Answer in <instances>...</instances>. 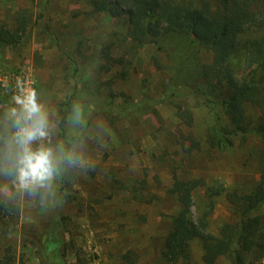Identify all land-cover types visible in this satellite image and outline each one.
<instances>
[{
	"label": "rangeland",
	"instance_id": "1",
	"mask_svg": "<svg viewBox=\"0 0 264 264\" xmlns=\"http://www.w3.org/2000/svg\"><path fill=\"white\" fill-rule=\"evenodd\" d=\"M114 13L93 11L89 0H0V25L28 21L22 43L0 47V202L16 209L9 225L0 223V264H44L38 250L54 222L62 224L65 264H171L160 247L179 210L174 174L200 179L196 214L208 205L209 187L249 189L259 180L257 135L238 133L224 148L207 140L216 116L230 124L221 90L207 85L196 63H210L212 52L201 49L178 72L182 38L135 41L127 15ZM107 47L115 60L103 55ZM33 89L47 136L28 147L51 149L56 162L43 185L22 187L19 139L27 125L16 101ZM258 115L249 106L254 123ZM67 144L70 160L60 164ZM213 198L209 230L217 234L232 209L224 193ZM191 255L189 264H208L200 240L191 241Z\"/></svg>",
	"mask_w": 264,
	"mask_h": 264
},
{
	"label": "trees",
	"instance_id": "2",
	"mask_svg": "<svg viewBox=\"0 0 264 264\" xmlns=\"http://www.w3.org/2000/svg\"><path fill=\"white\" fill-rule=\"evenodd\" d=\"M89 3L96 12L125 13L129 36L135 41L147 37L160 41L173 38L179 44L183 39L184 48L176 66L178 72L195 61L201 49L211 51L210 63L200 64L198 59L196 63L207 85L221 90L223 96L218 104L228 115L230 124H222L216 116L208 131L209 144L231 147L238 133L243 138L253 133L261 140L259 180L249 189L221 187L216 192L209 187L208 205L198 214L194 213L193 206L194 190L201 183L200 179H183L174 174L170 192L177 197L179 210L161 243L163 260L189 264L191 241L198 239L208 264H214L219 258H226L229 264H259L264 259V210H260L264 204V0H89ZM27 26L26 19L11 27L0 25V47L22 43ZM108 48L103 55L115 60ZM240 52L244 69L237 74L233 57ZM5 100L6 96L1 97L2 102ZM66 104L70 105V101ZM249 106L258 109L255 123L248 116ZM67 115L66 108L61 125ZM3 147L0 135V165L4 158ZM69 149L67 144L60 164L70 160ZM55 162L53 160V166ZM222 193L231 205L232 216L214 234L209 230V214L215 204L214 195ZM12 212H16L14 205L0 202V223L9 225L15 217ZM57 224L54 222V227L42 237L38 251L44 264H65L62 224L56 227Z\"/></svg>",
	"mask_w": 264,
	"mask_h": 264
},
{
	"label": "clouds",
	"instance_id": "3",
	"mask_svg": "<svg viewBox=\"0 0 264 264\" xmlns=\"http://www.w3.org/2000/svg\"><path fill=\"white\" fill-rule=\"evenodd\" d=\"M16 102L21 106L22 115L27 125L20 129L19 142L23 146V155L20 158L22 167L18 169L17 179L22 187L33 184L43 185L45 181L51 179L53 174L52 151L48 148L33 151L28 145L37 137L47 136V117L42 105L37 102L34 89L19 97Z\"/></svg>",
	"mask_w": 264,
	"mask_h": 264
}]
</instances>
